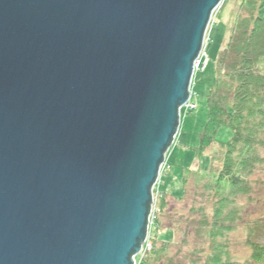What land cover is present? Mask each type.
Listing matches in <instances>:
<instances>
[{"label":"water","instance_id":"95a60500","mask_svg":"<svg viewBox=\"0 0 264 264\" xmlns=\"http://www.w3.org/2000/svg\"><path fill=\"white\" fill-rule=\"evenodd\" d=\"M222 0H0V264H134Z\"/></svg>","mask_w":264,"mask_h":264},{"label":"trees","instance_id":"16d2710c","mask_svg":"<svg viewBox=\"0 0 264 264\" xmlns=\"http://www.w3.org/2000/svg\"><path fill=\"white\" fill-rule=\"evenodd\" d=\"M263 60L264 0H239L226 42L214 61L206 93L207 122L198 149L200 152L213 142L219 128H228L230 137L217 141L218 148L212 153V157L220 155L221 165L214 177L183 170L184 185L190 175L195 183L205 179L202 186L210 200V216L203 214L195 229L209 251L202 264H264V198L261 213H248L249 207L261 201L260 191L264 189V73L259 69ZM185 192L183 188L182 195ZM165 204L162 193L158 196L159 212ZM239 224H243L249 247L243 260L227 253L228 235ZM153 228L158 230V218ZM163 251L164 244L158 249L154 243L139 264L158 261ZM204 252V248L195 247L189 264H198Z\"/></svg>","mask_w":264,"mask_h":264},{"label":"rangeland","instance_id":"374dc122","mask_svg":"<svg viewBox=\"0 0 264 264\" xmlns=\"http://www.w3.org/2000/svg\"><path fill=\"white\" fill-rule=\"evenodd\" d=\"M238 4L239 0H222L213 11L207 27L202 48L207 54L208 63L204 70L195 71L192 76V100L195 102L196 108L189 114H185L184 109L181 110L175 142L165 154L160 175L153 188L152 213L147 230L148 242L151 243V247L155 243L158 249L164 244L165 251L162 252L158 261L151 259L149 264H189L190 253L195 247L204 248L205 252L197 261L198 264H202L209 252L205 239L195 234L201 216L203 214L210 216L211 213L210 200L206 197L207 192L202 186L205 179H199L195 183V177L190 175L184 185L183 176L185 173L183 170L202 171V175L205 172L206 175L214 177L221 165L220 155L212 157V153L218 148L217 141H226L230 137L228 128H219L214 135L213 142L207 144L200 152L198 149L201 144L200 136L204 132L207 122L206 93L213 78L214 61L226 42L228 29L232 25ZM259 69L264 73V60L259 64ZM206 129L210 135L211 127ZM262 174L264 179V173ZM183 188L186 191L184 195H182ZM162 193L166 196V204L159 212L158 196ZM260 198L261 201L257 205L249 207V214H258L263 211L261 207L264 189L260 191ZM157 218L159 228L154 232L153 227ZM228 237L230 240L227 244V253L238 260L246 258L249 247L246 245L243 224H239V227L231 231ZM139 255L140 252L135 256L136 264H139L144 256Z\"/></svg>","mask_w":264,"mask_h":264},{"label":"built area","instance_id":"2783aa9c","mask_svg":"<svg viewBox=\"0 0 264 264\" xmlns=\"http://www.w3.org/2000/svg\"><path fill=\"white\" fill-rule=\"evenodd\" d=\"M207 63H208V57H207L206 52L202 48L201 51H200V53H199V55H198V57H197V59L194 61V64H193V74H194L195 71H202L205 68V66L207 65ZM191 85H192V79H191V83H190V86H189V97H188L187 101L184 103V105L179 109V119H180V115H181L180 114L181 110L184 109L185 114H189L191 111H193L196 108V104L192 100L193 92L191 90ZM178 129H179V126H178ZM175 136H174V139H173L171 145H173V143L175 142ZM160 170H161V166H160V169H159V172H158L157 179H156V181H155V183H154V185L152 186V189H151L152 190V192H151V195H152V203H151L150 212H149V216H148V227H149L150 217H151V213H152V204H153V196H154L153 188H154L155 184L157 183L158 177L160 175L159 174L160 173ZM144 242L141 245V248L139 250V252H140V255L139 256L145 255V253L149 249H151V243L148 242V234H146V237H145ZM139 252L137 253V255L139 254ZM133 260H134V264H136L135 256H134Z\"/></svg>","mask_w":264,"mask_h":264}]
</instances>
